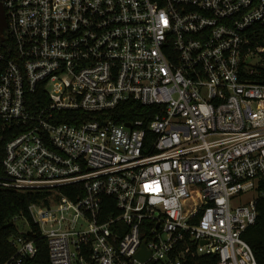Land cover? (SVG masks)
Returning a JSON list of instances; mask_svg holds the SVG:
<instances>
[{"label": "built area", "instance_id": "2783aa9c", "mask_svg": "<svg viewBox=\"0 0 264 264\" xmlns=\"http://www.w3.org/2000/svg\"><path fill=\"white\" fill-rule=\"evenodd\" d=\"M0 2V138L19 128L0 187L47 192L29 210L51 264H259L264 0ZM128 100L156 114L57 120ZM26 220L2 264L37 253Z\"/></svg>", "mask_w": 264, "mask_h": 264}, {"label": "trees", "instance_id": "16d2710c", "mask_svg": "<svg viewBox=\"0 0 264 264\" xmlns=\"http://www.w3.org/2000/svg\"><path fill=\"white\" fill-rule=\"evenodd\" d=\"M40 90V88H39ZM39 90L31 94L29 99L33 101L31 109H37L41 104L42 96ZM45 99V96H44ZM47 99V98H46ZM156 106H145L136 100L122 102L113 110L104 112H83L79 110L57 111L56 116L59 122H69L80 124L82 121L92 118L109 117L117 123L144 119L150 121L156 114ZM19 131L14 125H8L0 138V157L5 155L6 143ZM47 192L33 190H16L0 187V264L10 259L16 252L13 238L19 234V227L16 220L20 217L28 219L33 231L29 238L33 239L37 245V253L32 258L27 259L25 264H51L47 239L41 235L38 225L33 221L29 206L32 202L45 199ZM259 216L257 222L250 226L244 233L245 239L252 246L259 264H264V198L258 203ZM148 264H161L159 262H149ZM186 264H218L217 257H201L192 259Z\"/></svg>", "mask_w": 264, "mask_h": 264}, {"label": "rangeland", "instance_id": "374dc122", "mask_svg": "<svg viewBox=\"0 0 264 264\" xmlns=\"http://www.w3.org/2000/svg\"><path fill=\"white\" fill-rule=\"evenodd\" d=\"M257 195L256 192H249V193H245L243 195L240 196V199H242L243 201H247L249 199H251L253 196ZM237 201H233V204H237ZM16 224L18 225L19 229H28V224H27V220L25 217H20L16 220Z\"/></svg>", "mask_w": 264, "mask_h": 264}, {"label": "water", "instance_id": "95a60500", "mask_svg": "<svg viewBox=\"0 0 264 264\" xmlns=\"http://www.w3.org/2000/svg\"><path fill=\"white\" fill-rule=\"evenodd\" d=\"M0 23H1V28L4 27V25L6 24L5 21V13H4V9L2 7V4L0 2ZM105 123V122H104ZM130 124V123H127ZM150 253L147 252V250L145 249V246L143 248V250H141L138 254V257L142 260H146L149 257Z\"/></svg>", "mask_w": 264, "mask_h": 264}]
</instances>
